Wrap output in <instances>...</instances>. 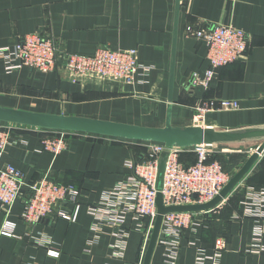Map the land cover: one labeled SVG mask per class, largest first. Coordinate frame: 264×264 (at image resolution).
I'll return each instance as SVG.
<instances>
[{"label": "crops", "instance_id": "0c3cea01", "mask_svg": "<svg viewBox=\"0 0 264 264\" xmlns=\"http://www.w3.org/2000/svg\"><path fill=\"white\" fill-rule=\"evenodd\" d=\"M216 25L244 31L248 49L238 61L219 68L207 88L193 87V75L203 78L209 61L206 44L187 29ZM29 34H45L70 54L92 56L101 48L136 50L139 63L149 70H139L136 83L125 85L77 78L63 68L47 74L28 68L8 73L0 60L1 108L190 129L203 102L238 101L237 110L205 115V127L233 138L215 145L225 171L233 177L264 144V0H0V48H13ZM0 123L11 134L2 165L21 170L31 184L50 177L58 184L75 185L82 204L76 222L50 219L32 225L22 221L25 200H19L10 215L15 236L0 235V264H143L148 243L138 223L128 221L124 257L113 259L116 231L107 228L95 234L87 207L134 176L128 164L147 160L150 143ZM60 132L68 134V141L55 156L44 150V141ZM186 154L191 152L180 155L185 165ZM251 189H264V151L229 197L211 212L198 214L194 230L183 232L176 264H198L199 253L212 256L217 241L225 243L219 264H264V252L253 247L264 246V233L255 234L264 221L245 213ZM72 208L67 205L69 211ZM4 219L0 208V230ZM164 252L157 246L151 264H168Z\"/></svg>", "mask_w": 264, "mask_h": 264}, {"label": "built area", "instance_id": "2783aa9c", "mask_svg": "<svg viewBox=\"0 0 264 264\" xmlns=\"http://www.w3.org/2000/svg\"><path fill=\"white\" fill-rule=\"evenodd\" d=\"M187 32L207 46L209 68L203 78L194 74L191 79L193 87L207 88L217 70L241 59L248 49L247 34L232 26L216 25L210 29ZM0 60L8 73L24 68L42 74L51 73L63 68L74 77L106 79L134 85L139 70L148 71L138 61L136 50H111L101 48L92 56L70 54L45 34H29L20 37L15 47L0 48ZM240 108L238 101H206L198 107L195 124L204 126L205 115L214 110L232 111ZM68 134L60 132L44 141V150L55 156L66 149ZM11 145L10 131L0 123V208L5 219L0 230L1 236L14 237L16 225L10 220L14 205L24 199L21 219L28 224H38L50 219H62L76 222L82 204L81 193L75 185L58 184L54 179L46 177L37 183H28L26 175L11 165H2V158ZM149 158L140 163L130 162L128 166L134 170V176L118 183L113 189L106 190L100 201L87 207L93 217L92 231L95 234L114 229L117 238L111 245L113 259H121L127 246L128 234L125 226L129 220L138 223V231L149 242L155 220L158 215L156 189L159 161L162 153H168L165 168L164 186L162 190L166 207L206 204L215 199L232 178L222 164L210 161L218 153L215 145H198L190 149L177 147L167 148L164 144L150 143ZM183 152L195 153L197 161L186 166L180 161ZM245 202V213L259 221H264V189L249 190ZM67 205L73 208L67 209ZM198 214L205 213H169L164 216L158 240L159 247L165 249L164 257L168 264H176L182 249L181 237L186 230H194L198 225ZM257 221V223H259ZM264 233V223L256 228V236ZM259 241V238L256 239ZM223 241H217L215 252L208 256L201 251L196 258L198 264L211 261L219 264ZM257 251L264 252V246L255 243Z\"/></svg>", "mask_w": 264, "mask_h": 264}, {"label": "water", "instance_id": "95a60500", "mask_svg": "<svg viewBox=\"0 0 264 264\" xmlns=\"http://www.w3.org/2000/svg\"><path fill=\"white\" fill-rule=\"evenodd\" d=\"M0 122L18 124L45 130L84 133L121 138L131 141L159 143L164 144L167 148H192L202 144L216 145L221 142H229L233 140V138L228 133L217 132L213 129L197 124H195L194 127L190 129H174L169 124L164 129L146 128L94 119L30 113L1 107ZM263 151L264 144L249 157L243 167L230 179V181L215 199L206 204L180 207H166L164 204L162 190L164 186V176L168 153H162L159 161L156 184V189L158 191L156 199L158 215L147 245L143 264H151L153 255L158 245L163 218L165 215L177 212L209 213L212 210L218 208L251 171V169L260 159Z\"/></svg>", "mask_w": 264, "mask_h": 264}, {"label": "trees", "instance_id": "16d2710c", "mask_svg": "<svg viewBox=\"0 0 264 264\" xmlns=\"http://www.w3.org/2000/svg\"><path fill=\"white\" fill-rule=\"evenodd\" d=\"M222 155H219L218 153L214 154L211 158H210V161H218L222 164L224 170L227 169V165L224 163V161H222L220 159ZM184 161H186V166H189V165H193L196 163L197 161V156L195 153H191V154H186L185 157H184ZM140 162H143V161H140Z\"/></svg>", "mask_w": 264, "mask_h": 264}]
</instances>
